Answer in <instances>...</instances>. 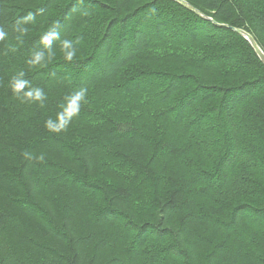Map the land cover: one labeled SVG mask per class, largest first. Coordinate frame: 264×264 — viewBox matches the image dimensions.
Here are the masks:
<instances>
[{
    "label": "trees",
    "instance_id": "1",
    "mask_svg": "<svg viewBox=\"0 0 264 264\" xmlns=\"http://www.w3.org/2000/svg\"><path fill=\"white\" fill-rule=\"evenodd\" d=\"M186 1L202 16L174 0H0V264H264V63L230 28L264 52V0ZM57 21L78 56L57 40L30 65ZM21 70L44 104L11 92ZM80 87L79 115L48 132Z\"/></svg>",
    "mask_w": 264,
    "mask_h": 264
},
{
    "label": "clouds",
    "instance_id": "2",
    "mask_svg": "<svg viewBox=\"0 0 264 264\" xmlns=\"http://www.w3.org/2000/svg\"><path fill=\"white\" fill-rule=\"evenodd\" d=\"M24 24L35 23V14L31 11L27 12L23 17L19 18ZM59 22H54L48 29L43 32L39 37L38 43L42 46L40 50L34 51L31 59L28 61L30 65L40 66L47 61H50L54 55V41L59 40V48L63 54V59L66 62H73L78 56L77 44L78 40L74 41L70 38H60L58 31ZM9 36L5 27L0 25V41L5 40ZM24 71H18L13 75L9 82L8 87L13 94L20 98L23 102L32 104H44L47 99L46 92L39 86L32 85L31 81L26 79ZM88 102L87 89L80 87L70 94L64 96L63 102L59 105V110L56 112L55 117H49L44 121V128L50 133L59 134L66 131L72 123L73 118L77 117L83 105ZM26 157L30 158L29 153H24Z\"/></svg>",
    "mask_w": 264,
    "mask_h": 264
},
{
    "label": "water",
    "instance_id": "3",
    "mask_svg": "<svg viewBox=\"0 0 264 264\" xmlns=\"http://www.w3.org/2000/svg\"><path fill=\"white\" fill-rule=\"evenodd\" d=\"M174 1L180 3L184 7L188 8L191 11H193V12L197 13L198 15L202 16V13L200 11H198L196 8H194L192 5H190L186 0H174ZM230 28L233 29L234 31H236L237 33H239L240 35H242L250 43V45L253 48V50L256 53V55L264 63V52L262 51L260 46L256 43L254 38L248 32L242 30L241 28H235V27H230Z\"/></svg>",
    "mask_w": 264,
    "mask_h": 264
}]
</instances>
